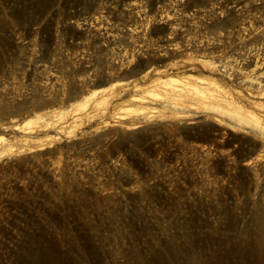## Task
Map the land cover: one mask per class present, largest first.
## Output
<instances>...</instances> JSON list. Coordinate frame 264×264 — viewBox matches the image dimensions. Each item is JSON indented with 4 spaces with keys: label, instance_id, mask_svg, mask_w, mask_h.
I'll list each match as a JSON object with an SVG mask.
<instances>
[{
    "label": "rangeland",
    "instance_id": "1",
    "mask_svg": "<svg viewBox=\"0 0 264 264\" xmlns=\"http://www.w3.org/2000/svg\"><path fill=\"white\" fill-rule=\"evenodd\" d=\"M263 92L264 0H0V264H264Z\"/></svg>",
    "mask_w": 264,
    "mask_h": 264
},
{
    "label": "bare ground",
    "instance_id": "2",
    "mask_svg": "<svg viewBox=\"0 0 264 264\" xmlns=\"http://www.w3.org/2000/svg\"><path fill=\"white\" fill-rule=\"evenodd\" d=\"M147 73V72H146ZM167 78V77H166ZM172 78V77H171ZM184 78V77H183ZM165 79V78H164ZM164 79L162 78L161 74L159 75V77L157 78H154V80H152L150 82V85L151 87H154V88H159V90L161 88H165L164 90L170 95V97H172L175 101L173 102H177L178 101V104L179 103H182V105H187V101H189L188 98H191V97H198V98H201L202 100L204 99V101L208 102V104H210V108H213V109H217L218 110H228L230 108H234L232 107V105H235V102H234V99L232 96H230V94H228V92L226 93L225 89L223 90L219 85H217V83H215L214 81L212 80H209V79H203L202 78V81L199 80L201 78H199L198 80L201 82L199 84V82H197L196 80H192V78H189V77H186L184 78L185 81L184 83L181 81L180 84L183 83V85L181 87H167L166 86V83L164 81ZM176 79V78H175ZM167 81V79H166ZM175 81V80H174ZM180 81V80H179ZM172 85V84H171ZM169 86V85H168ZM138 87V86H137ZM138 89V88H137ZM140 89V88H139ZM100 90V89H98ZM105 90V89H104ZM162 90V89H161ZM163 91V90H162ZM163 91V93L165 92ZM102 92V91H101ZM165 92V93H166ZM110 94V93H109ZM113 94V93H112ZM150 94V93H149ZM155 94V93H153ZM100 95V94H99ZM103 95V94H101ZM119 95V94H118ZM117 95V96H118ZM261 95L264 97V92L261 93ZM115 95H108L109 99L111 98H114ZM144 96V95H143ZM150 96V95H149ZM85 97V96H84ZM261 97V96H260ZM98 98V96H97ZM131 98V97H130ZM136 98V97H135ZM140 98V97H139ZM172 99V100H173ZM188 99V100H187ZM107 100V96L106 98L105 97H100L98 99L95 100L94 104L92 105L91 107V110L93 111L94 109H96V106L98 104H100L101 102H104ZM130 100V99H129ZM134 100V99H133ZM132 101V100H131ZM135 101H139V100H136ZM134 101V102H135ZM180 101V102H179ZM197 101V100H196ZM238 101V100H237ZM172 102V101H171ZM170 102V104H171ZM191 104H192V101H190ZM104 104V103H102ZM107 104V102H106ZM174 104V103H173ZM172 104V105H173ZM203 104V103H202ZM206 105V103H204ZM256 104V105H255ZM122 105V104H121ZM189 105V103H188ZM102 106V105H101ZM190 106V105H189ZM254 106H256V108H260L263 110V113H264V104L260 103V102H255L254 103ZM145 107V106H144ZM191 107V106H190ZM227 107H230V108H227ZM236 107V106H235ZM75 108V107H74ZM101 108V107H100ZM104 108V107H103ZM212 109V110H213ZM237 109V108H236ZM242 109V108H241ZM103 110V109H102ZM230 111V110H229ZM241 111V110H240ZM72 112V111H71ZM121 112V111H120ZM52 113V112H51ZM81 112L79 111V114ZM96 113V112H95ZM232 113V112H230ZM237 112L235 111V113L233 114H236ZM54 114V113H53ZM62 114V113H61ZM128 114V113H127ZM100 115V114H99ZM238 116V114H236ZM65 116V115H64ZM85 116V115H84ZM94 116V115H93ZM236 116V117H237ZM249 116V114H248ZM43 117V116H42ZM46 117V116H45ZM60 117V116H59ZM119 117V116H118ZM121 117V116H120ZM67 118V117H66ZM64 118V119H66ZM90 118V117H89ZM48 119V117H47ZM122 119V118H121ZM124 119V118H123ZM29 121V120H28ZM59 121V120H57ZM61 122V120H60ZM59 122V123H60ZM70 122V121H69ZM39 124V123H38ZM55 124V123H54ZM53 123H51V120H46L44 121L43 125L40 127H42L43 129L45 128H50L52 126H54ZM57 124V122H56ZM30 125V124H29ZM62 125V124H61ZM134 127V126H132ZM17 128V127H16ZM41 128V129H42ZM62 128L64 127H61L60 129L62 130ZM78 128V127H77ZM131 128V127H130ZM24 129V128H23ZM29 130V129H28ZM58 132H59V129H58ZM31 133H32V130H31ZM62 133V132H61ZM45 136V134H44ZM49 138V136H48ZM50 139V138H49ZM48 139V140H49ZM52 139V138H51ZM59 139V138H58ZM26 141V139H25ZM31 141V140H30ZM43 141V140H42ZM40 142V140L38 141V143ZM44 142V141H43ZM41 145V144H39ZM38 145V146H39ZM47 145V144H46ZM42 146V145H41ZM11 148L12 146L10 145V141L9 139L3 137V136H0V155H3L4 153L6 152H10L11 151ZM24 148V147H23ZM27 149V148H26ZM37 149V148H36ZM17 153V152H16Z\"/></svg>",
    "mask_w": 264,
    "mask_h": 264
}]
</instances>
